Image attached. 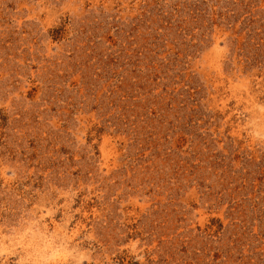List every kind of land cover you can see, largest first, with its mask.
Returning a JSON list of instances; mask_svg holds the SVG:
<instances>
[{
	"label": "rangeland",
	"instance_id": "obj_1",
	"mask_svg": "<svg viewBox=\"0 0 264 264\" xmlns=\"http://www.w3.org/2000/svg\"><path fill=\"white\" fill-rule=\"evenodd\" d=\"M0 264H264V0H0Z\"/></svg>",
	"mask_w": 264,
	"mask_h": 264
}]
</instances>
